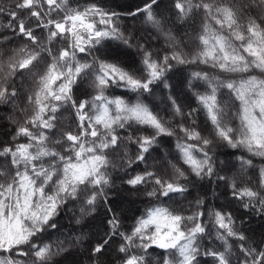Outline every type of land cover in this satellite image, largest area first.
I'll return each instance as SVG.
<instances>
[{
	"label": "snow or ice",
	"instance_id": "6c2138e0",
	"mask_svg": "<svg viewBox=\"0 0 264 264\" xmlns=\"http://www.w3.org/2000/svg\"><path fill=\"white\" fill-rule=\"evenodd\" d=\"M161 3L119 11L97 0H0V106L15 126L0 142V264H75L85 241L89 264H264V240L250 243L231 211L203 198L188 211L172 206L191 175L224 181L243 208L264 215V164L253 162L264 160V0ZM140 16L163 53L123 27ZM197 18L194 36L178 34ZM108 42L135 48L138 66ZM178 65L197 66L187 81L195 107L168 82ZM158 86L167 115L150 102ZM162 137L174 138L179 163L156 154ZM218 142L247 153L231 176L217 169ZM117 171L128 190L157 201L130 230L109 200ZM70 203L77 233L45 239Z\"/></svg>",
	"mask_w": 264,
	"mask_h": 264
},
{
	"label": "trees",
	"instance_id": "16d2710c",
	"mask_svg": "<svg viewBox=\"0 0 264 264\" xmlns=\"http://www.w3.org/2000/svg\"><path fill=\"white\" fill-rule=\"evenodd\" d=\"M74 2H79L81 4L88 3L90 0H74ZM99 3L109 5L119 11H127L137 4L143 2V0H97ZM169 0H162L160 10L163 11L168 5ZM4 18L0 17V22H3ZM123 27L126 31H131L137 39L142 42H146L148 46L154 50H159L161 53L165 50L164 40L162 37H157V34L148 26L143 23V16L137 17L135 19L124 18L122 20ZM178 34L183 36L184 32H190L193 36L199 28V18H197L196 23L193 24L191 21L185 25H177ZM152 37H157L153 39ZM19 43V41H17ZM194 42L189 44V50L194 47ZM108 48L115 51L119 49L125 54L120 56L127 66L137 67L139 63V56L136 53L135 48L125 49L123 45H119L117 42H108ZM203 68L204 66H199ZM197 70L195 65H178L173 68L171 72L168 73V82L174 85L177 89L182 91V95L187 98V102L193 107L196 106L195 98L191 96L187 88V81L189 79V74L191 71ZM200 90H203V86H199ZM86 89V84H80L76 90L75 94L78 98H83ZM112 95H123L130 100L135 99V95L132 93L125 92L123 89H113L110 90ZM167 96V90L163 89L162 86H158L155 90V96L152 103L157 107V110H162V114L167 115L166 105L161 102L163 97ZM226 96V93H225ZM11 113V109L8 106H0V142L8 141L11 139V135L15 131V126L9 122L7 119L8 115ZM198 122L203 125L204 116L200 113L198 117ZM122 134L123 130H122ZM175 140L173 137H162L161 143L157 149V155L163 156L168 153L170 158L176 159L179 163L178 156L175 151ZM132 151H135V146H132ZM214 159L217 163V169L221 175L231 176L237 172L239 167L237 162V157L241 155L247 156V153L242 152L240 149H232L226 145L220 144L219 142L213 147ZM254 165L258 169L260 165L264 164V160L260 158H253ZM182 167H186L181 165ZM143 165L140 166L142 168ZM140 168L136 170L139 171ZM249 174L255 177V170H249ZM115 187L109 191V200L111 204L115 207L116 211L121 215L124 224V230H130L131 226L134 224L135 219L141 216L146 207L153 203H157L155 200H148L142 194L138 195L134 192L128 190L126 185L121 183V178L124 176L122 171L113 172ZM191 183L189 184V192L186 194V198H177V202L172 206L177 210H190V205L194 204L195 200L198 198H203L206 202V208H220L223 207L225 211H231L234 217L237 219L238 226L245 232L249 238L250 243H258L264 240V215L259 214L254 209H245L240 201L232 198L231 190L228 188L224 181H216L214 178L212 180L204 179L200 180L195 176H189ZM166 204L171 203L168 200L163 201ZM77 205L69 204L57 217L60 230L51 231L49 236L45 239H50L55 241L56 239H65L67 236L75 235L79 230V226L75 225L73 219V211L77 209ZM103 212V209H100ZM96 224L93 222L91 228L86 230L92 232L95 230ZM118 243V241H117ZM88 247L87 241L84 245L77 250L78 255L75 257V264H89L88 253L86 248ZM154 255H159L160 250L151 249ZM115 258V253L113 252L112 259ZM60 260V257L56 258ZM209 264L211 261L209 260Z\"/></svg>",
	"mask_w": 264,
	"mask_h": 264
}]
</instances>
